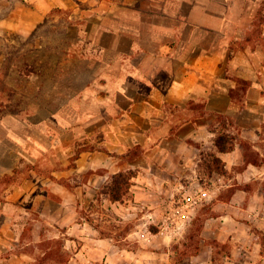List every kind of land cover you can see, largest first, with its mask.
I'll return each mask as SVG.
<instances>
[{
    "label": "rangeland",
    "instance_id": "obj_1",
    "mask_svg": "<svg viewBox=\"0 0 264 264\" xmlns=\"http://www.w3.org/2000/svg\"><path fill=\"white\" fill-rule=\"evenodd\" d=\"M41 3L0 0V264H67L80 245L63 233L90 224L87 216L132 248L124 237L135 218L101 191L120 169L137 174L164 112L178 125L215 115L211 126L239 138L260 125L264 155V0H75L53 6L69 10L52 12L34 35L53 8L31 27ZM241 139L248 158L264 162ZM201 225L172 242L173 264L198 251Z\"/></svg>",
    "mask_w": 264,
    "mask_h": 264
},
{
    "label": "crops",
    "instance_id": "obj_2",
    "mask_svg": "<svg viewBox=\"0 0 264 264\" xmlns=\"http://www.w3.org/2000/svg\"><path fill=\"white\" fill-rule=\"evenodd\" d=\"M36 1L42 3L35 5V14L26 20L31 27L51 7L72 6L75 0ZM201 87L196 86L197 95L202 94ZM234 101L228 94L226 104ZM214 116L195 113L178 125L180 120L171 113L158 115L163 121V132L146 152L148 160L135 163L137 174L132 179L130 204L113 203L122 218H135L134 227L124 237L134 245L120 246L87 222H78V226H68L63 233L69 241L79 238L80 245L67 264H93L91 257L96 254L105 256L102 264H173L172 242L184 239L199 219L202 225L198 251L178 264H264V244L256 239L254 230H264V204L259 210L256 203L264 202V162L248 158L241 139H249L255 154L264 156L256 144L261 126L249 127L241 138L236 137L232 149L217 153L228 171L226 175L214 172L203 176L198 166L202 152L209 149L216 137V128L211 126ZM259 180L261 188L248 187ZM232 186L236 188L230 192ZM189 195H195L198 202L187 204ZM202 205L214 209L199 211L198 206Z\"/></svg>",
    "mask_w": 264,
    "mask_h": 264
},
{
    "label": "trees",
    "instance_id": "obj_3",
    "mask_svg": "<svg viewBox=\"0 0 264 264\" xmlns=\"http://www.w3.org/2000/svg\"><path fill=\"white\" fill-rule=\"evenodd\" d=\"M69 10L61 7H53L46 15L45 19L40 22L33 30V34L36 35L39 29L44 25L46 20L51 16L54 11ZM234 88H231L230 96L234 93ZM236 136L232 135L228 130H219L216 128V137L212 145L208 150L202 152V158L199 162V172L206 176L212 175L214 172L226 175V170L222 159L217 155L220 151H227L233 148L235 144ZM135 176L133 169H120L110 175V179L104 185L101 193L112 203L125 201V197L132 195L130 187L133 183L132 178ZM116 219H120L119 215L113 210L111 206H108ZM93 227L99 230L101 235H104V231L100 229L99 224L95 222L96 218L87 216L85 218ZM256 230V229H254ZM264 240L262 241V243ZM264 244V243H263Z\"/></svg>",
    "mask_w": 264,
    "mask_h": 264
},
{
    "label": "built area",
    "instance_id": "obj_4",
    "mask_svg": "<svg viewBox=\"0 0 264 264\" xmlns=\"http://www.w3.org/2000/svg\"><path fill=\"white\" fill-rule=\"evenodd\" d=\"M186 202H187V204H189V205H193V204H196L197 202H198V198L197 197H195V195L194 196H188L187 198H186Z\"/></svg>",
    "mask_w": 264,
    "mask_h": 264
}]
</instances>
